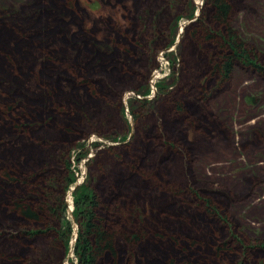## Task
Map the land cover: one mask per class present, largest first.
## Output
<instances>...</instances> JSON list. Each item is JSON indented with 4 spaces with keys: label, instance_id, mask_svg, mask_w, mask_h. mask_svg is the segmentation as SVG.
I'll return each instance as SVG.
<instances>
[{
    "label": "rangeland",
    "instance_id": "obj_1",
    "mask_svg": "<svg viewBox=\"0 0 264 264\" xmlns=\"http://www.w3.org/2000/svg\"><path fill=\"white\" fill-rule=\"evenodd\" d=\"M171 1L177 4L168 0H0L4 101L15 103V112L27 125L17 132L10 119L14 117L0 113V165L56 166L41 144L67 143L77 180L91 178L107 220L119 215V225L132 228L135 222L123 219L118 210L112 214L106 206L118 204L123 209L135 201L147 202L148 214L166 235L172 232L166 213L178 210L183 219L184 227L177 232L183 236L179 243L155 235L150 228L133 256L129 243L118 236L117 256L105 254L102 264H168L172 257L177 264H186L189 258L201 264H239L247 240L240 242L237 236L264 241V70L236 61L224 79L214 71L212 61L220 54L218 41L200 42L191 33L190 26L201 13L206 15L205 22L216 27L207 16L214 10L211 3ZM191 2L196 11L188 17ZM227 2L232 29L254 49L264 67V0ZM169 7L174 10L170 12ZM162 11L170 12L162 25L165 37L152 51L149 37L161 32L156 17ZM196 13L198 18L191 21ZM177 14L184 15L176 27L175 43L168 46ZM2 20L14 30L1 27ZM104 44L112 47L102 48ZM171 50L178 56L174 67L166 54ZM81 75L92 76L93 86L81 85ZM164 77L168 86L161 89L156 83ZM147 84L151 93L142 98L147 95L137 89ZM116 92L119 98L113 95ZM133 97L146 99L144 104L133 101L137 117ZM109 134L127 138L114 141ZM95 141L100 144L96 146ZM109 145L120 158L112 160ZM81 151L86 155L78 160ZM172 185L186 189L181 195L184 202L170 192ZM69 191L66 206L73 232L71 248L67 254L63 251L61 262L76 264L72 258L78 224ZM103 196L113 202L107 204ZM197 196L211 197L225 220L220 223L197 207ZM192 235L199 239L196 245ZM224 240L229 246L218 253L216 247ZM245 258L246 264H264V247L250 249Z\"/></svg>",
    "mask_w": 264,
    "mask_h": 264
},
{
    "label": "trees",
    "instance_id": "obj_2",
    "mask_svg": "<svg viewBox=\"0 0 264 264\" xmlns=\"http://www.w3.org/2000/svg\"><path fill=\"white\" fill-rule=\"evenodd\" d=\"M208 1L211 3L208 5H211L214 10H212L211 16H207L209 20L214 22L217 28L213 27L214 25L212 26L205 22L206 15H204V13H201L200 17L194 21L190 27L192 28L191 33L194 34L200 42L217 40L220 44V54L216 56L214 55L212 58L214 71L221 73L222 76L225 77L224 79H227L231 74L234 63L239 61L243 64L251 65L256 69H260V71L263 72L264 67L257 62L258 55L254 53V49L252 48L253 50H251L242 40H239L237 33L231 27L229 21L231 5L227 0ZM168 4L177 3L176 1L174 3L171 0H168ZM166 9L167 8L164 10ZM169 9L170 12H172L174 7H169ZM195 11L196 5L191 2L186 15L192 17L194 16ZM170 12L168 11L165 13L162 11V13L156 17V24L161 32L154 33L153 35L151 34L149 37L151 43L150 48L152 51H154L155 46L163 41L162 39L165 37L162 25L170 15ZM183 15L184 14H177L174 23L171 25V37L168 41V46L175 43L176 27H178L179 20ZM2 21L4 23L1 27H8L14 30L13 26L10 25L11 27H9V23L4 20ZM221 28H223V30ZM108 47L112 46L107 44L102 46V48ZM152 54L154 53L152 52L150 55V62L154 61ZM166 54L171 58L174 67L178 56H176V53L173 50L167 51ZM173 73L174 71H172V75ZM39 77L40 73L35 77V85L39 83ZM166 77L157 81L156 84L159 88L162 89L164 86H168V84L164 85ZM80 82L81 85L82 83H85L93 86L94 80L91 76L90 78H82ZM171 82L174 81L169 80L167 83L170 84ZM1 85L0 80V113L4 114L5 118L13 116L14 118H10L11 122L14 123L16 131L21 132L20 130L27 125L21 118H19L18 111L15 112V103L4 101L7 92L2 89ZM137 91L138 93L148 95L151 93V87L147 84L142 86L141 89H137ZM113 95H116V97L119 98L120 94L116 92L113 93ZM136 99L142 104L146 103V99L140 100L136 97L130 99L135 117L138 116L133 110L135 108L133 101ZM116 103L119 105L118 100ZM178 108L182 109L180 103H178ZM80 109L83 108L81 107ZM108 117V115L104 117L107 120L105 121L107 127L110 126L111 123V118ZM67 128L70 130L72 126ZM108 137L116 141L118 139H126L127 135L113 136L109 134ZM47 142L49 143V145H47L48 147L41 144L42 148H44V150L47 148L46 151L48 158L51 163L53 162L56 166L49 164L44 167V169L41 165L29 166L28 168H19L16 165H0V264H13L17 262H21L22 264H63L61 262L63 251L64 254H67L71 248L70 241L73 226L71 218L68 216L67 212L66 194L77 180L76 173L71 167L72 161L70 156L72 150L69 149L67 143L60 144V142L55 141ZM94 144L97 146L100 143L95 141ZM83 145L84 144L81 143L80 147ZM114 148V146L109 145L107 151V154L113 155L112 160L120 158L121 156V154H119ZM12 152L13 150L9 151V153ZM85 155L86 151L79 152L78 160H81ZM39 168L40 170H38ZM105 168L113 169V165H107ZM90 180L91 178L87 176L84 182L73 189V211L74 218L78 224V232L74 244L75 258H72V260L76 261V264H102L105 254L112 253L117 256L118 236H121L125 243H129L132 248L131 254L135 256L134 252L137 248L136 245L144 242V238L149 233L150 228L152 232L154 234L156 233L155 235L159 237L167 236L176 243H179L180 240H182V232L179 234L177 233L179 232L178 229L184 227V225H182L183 219H181L182 217H180L181 215L178 210L166 213V219L170 218L172 221V232H170L169 235H166L164 229L160 227L159 223L156 220L151 219L152 215L148 214V210L145 207V203L147 204V202L135 201L128 206H123L122 209L118 204H110L113 200H108L110 199L109 196H103V198L106 199V202H108L107 204H110L106 206L107 210L112 212V214L116 213L118 210L123 216V219L131 221L130 223H132V221L135 223L130 225L132 228H125L123 225L120 226L119 223L121 218L118 217L119 215H116L113 220L109 218L111 221L107 220L108 216H105V214L100 212L102 197L98 195L97 191L91 185ZM169 189L170 192H173V195L180 197L181 201L184 202L183 199L185 197L181 195L184 194L186 189H184L182 185H172ZM190 191L198 193V190L195 188H190ZM197 199L199 201L194 202L197 207H203L208 214L217 218L220 223H222L221 219L225 220V217L218 209V205L212 202L211 197L203 198L197 196ZM188 200L190 201L189 197ZM151 205L152 202L150 203V206ZM149 218L153 220V222L149 223ZM191 237H193L191 242L196 245L199 242L198 237L196 235H192ZM244 238L247 241L244 244V254L240 259L239 264H246L247 260L245 256L250 249L255 250L258 247H264V241L253 242L247 237L237 236V239L240 242L244 241ZM228 246V240L220 242L216 247L218 253L227 249L226 247ZM20 248H25V254L21 252L22 250H20ZM183 250L187 251L185 249ZM137 256L136 253V257ZM168 264H177V258H170ZM186 264L201 263L197 259L189 258V260L186 261Z\"/></svg>",
    "mask_w": 264,
    "mask_h": 264
},
{
    "label": "water",
    "instance_id": "obj_3",
    "mask_svg": "<svg viewBox=\"0 0 264 264\" xmlns=\"http://www.w3.org/2000/svg\"><path fill=\"white\" fill-rule=\"evenodd\" d=\"M198 15H199V13H196V16L191 20V21H193V20H195V19H197L198 18ZM190 21V22H191ZM179 40H177L176 41V43L178 42ZM172 49V48H171ZM148 97V95L147 96H144V97H142V98H147ZM80 183H82L80 180H77L73 185L74 186H72V188H71V190L69 191L70 193L69 194H71L72 193V191H73V189H75ZM72 214L74 215V213H73V211H72ZM77 239V235H76V238H75V240Z\"/></svg>",
    "mask_w": 264,
    "mask_h": 264
},
{
    "label": "flooded vegetation",
    "instance_id": "obj_4",
    "mask_svg": "<svg viewBox=\"0 0 264 264\" xmlns=\"http://www.w3.org/2000/svg\"><path fill=\"white\" fill-rule=\"evenodd\" d=\"M250 66H251V65H250ZM251 67H252V68H255V67H253V66H251ZM249 101H253V98L251 97ZM254 136H256V137H257V136H258V134H254Z\"/></svg>",
    "mask_w": 264,
    "mask_h": 264
},
{
    "label": "bare ground",
    "instance_id": "obj_5",
    "mask_svg": "<svg viewBox=\"0 0 264 264\" xmlns=\"http://www.w3.org/2000/svg\"><path fill=\"white\" fill-rule=\"evenodd\" d=\"M71 197V196H70Z\"/></svg>",
    "mask_w": 264,
    "mask_h": 264
}]
</instances>
